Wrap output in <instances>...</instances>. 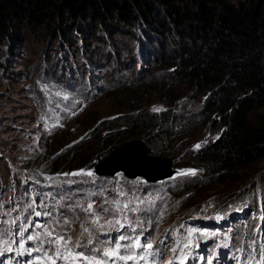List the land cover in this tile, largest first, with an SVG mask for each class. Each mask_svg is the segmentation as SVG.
Instances as JSON below:
<instances>
[{"label":"rangeland","instance_id":"1","mask_svg":"<svg viewBox=\"0 0 264 264\" xmlns=\"http://www.w3.org/2000/svg\"><path fill=\"white\" fill-rule=\"evenodd\" d=\"M88 22L81 20L74 30L69 21L67 41V25L60 27L57 19L39 27L29 23L13 39V53L8 44L0 47V224L21 218L29 227L31 222V229L44 230L43 248L51 250L55 243L50 241L62 236L61 246L69 241L71 254L84 250L90 255V245L109 247L119 235L129 237L121 244L133 249L140 242L137 254L121 249L134 260L107 264H264V156L216 175L192 166L196 150L214 140L221 127L205 123L201 110L206 93L179 82L158 64L161 51H170L178 37L172 32L150 35L139 20L123 25L115 19L107 31H95V23ZM123 88L137 95L142 110L156 116V127L161 124L171 133V147L163 157L172 160L173 168L195 175L152 183L121 173H95L96 158H106L119 145L92 158L90 166L69 168L65 153L72 147L85 142L87 149H104L93 137L107 132L102 124L140 110L126 109L120 96H114ZM261 112L264 106L250 117ZM167 114L171 118L166 122ZM84 147L81 155L87 157ZM127 168L135 174L131 165ZM82 170L93 175H64ZM193 184L195 189H189ZM108 220H120L125 227L110 229ZM71 225V232L62 228ZM190 229L196 230L191 236ZM15 234L10 231V237ZM77 242L83 247H76ZM147 243L153 247H143Z\"/></svg>","mask_w":264,"mask_h":264},{"label":"trees","instance_id":"2","mask_svg":"<svg viewBox=\"0 0 264 264\" xmlns=\"http://www.w3.org/2000/svg\"><path fill=\"white\" fill-rule=\"evenodd\" d=\"M88 18V23H95V31L109 30L115 19L123 25L139 20L150 35L165 37L172 32L178 37L170 51H161L158 64L179 82L205 92L201 110L205 123L221 127L214 140L196 150L193 167L221 174L264 156V112L250 117L264 106V0H0V47L8 44L13 53V39L16 42L21 29L29 23L36 27L47 21L52 24L54 19L60 27L67 25L63 35L67 41L71 29ZM69 21L74 25L71 29ZM116 93L126 109L140 110L102 124L107 132L93 137L104 149H87L85 142L72 147L65 153L69 168L90 166L92 158L104 157L129 139H141L151 154L166 156L172 140L166 126L156 127L158 119L142 110L136 94L124 88ZM163 117L166 122L171 118L170 114ZM82 147L87 157L81 155ZM189 189L194 190L195 184ZM62 228L73 231L72 225Z\"/></svg>","mask_w":264,"mask_h":264},{"label":"snow or ice","instance_id":"3","mask_svg":"<svg viewBox=\"0 0 264 264\" xmlns=\"http://www.w3.org/2000/svg\"><path fill=\"white\" fill-rule=\"evenodd\" d=\"M161 109L159 108H154L153 111H160ZM197 148L200 147V145H196ZM181 175H186V174H191V175H195V172L193 170H188L187 172H183V173H179ZM64 175H88V176H92L93 173L91 171H88V172H83V170L80 172V173H67V174H64ZM141 203H143V201H141ZM125 208H127V205H124ZM92 208V205L89 204L88 208L85 209V211H90ZM102 212L104 211H108L107 209L105 208H102L101 209ZM132 212H136L137 211V208H132L131 209ZM99 220H100V217L99 216H96L95 217V220H94V223L98 224L99 223ZM106 225L110 228V229H116V226L119 225V228L116 229L117 231H119L120 229H123L125 227L124 224L121 223L120 220H115V222L113 223V220H108L106 221ZM100 228H104L105 225H99ZM85 232L88 231L87 228L84 229ZM196 231L195 229H190L189 230V236H191L192 232ZM49 235H51L49 233ZM106 235V233H105ZM28 240H33L34 237L33 236H28L27 237ZM65 238L64 237H59L58 241L57 240H53V241H50V243H57L59 241H63ZM129 237H126L125 235H119L114 241L110 242L111 246L109 247H104L103 249H98V248H92L90 249V255H86L83 251L81 252H78V253H75V254H71L72 255V258H73V264H75V261L77 259H82L84 261H86V264H107V261L108 260H120V261H127V260H134L135 259V256L133 255H124L122 254L121 252V249H129L131 248L133 245H124V244H121L122 241H126L128 240ZM88 243L89 244H92V240L91 238H89L88 240ZM191 243V241H189V244ZM135 246L136 247H141L140 245V242L137 240L134 242ZM189 245L186 244L185 247H188ZM76 247H83V245H80L79 242H77L76 244ZM143 247L145 248H152L153 245L151 243H147L145 245H143ZM173 253L176 252V249L173 248L172 249ZM97 253H101L103 257H105L106 259H100L98 258L97 256ZM2 254V253H0ZM49 259H51V257H49ZM141 260L144 259L143 256L140 257ZM186 259V258H185ZM54 264V262H53ZM168 264H172V261H169ZM180 264H184V260H181ZM209 264H211V262H209Z\"/></svg>","mask_w":264,"mask_h":264},{"label":"water","instance_id":"4","mask_svg":"<svg viewBox=\"0 0 264 264\" xmlns=\"http://www.w3.org/2000/svg\"><path fill=\"white\" fill-rule=\"evenodd\" d=\"M125 148L132 149V151L135 152L134 155L137 156V157L134 159V156L132 155L133 153H128V156H127L125 161L123 159V160L119 161L121 163H119L117 161L113 162V163H115L112 166V168H114V170H111L109 173H101V171L98 172L97 165H98L99 162L103 163V162L109 160L113 152H118L120 150H125ZM150 152H151V149L148 147V145L143 140H141V139H130V140L120 144L116 148L112 149V151L108 153L106 158H103V159H101L100 157L96 158L97 163L94 166L95 173H97L99 175H111L112 176V175L120 172L122 175L127 176V177H131V178L141 177L146 182L154 183V182L165 180L167 178H171L174 175H179V173H183V172H187L188 171L187 168H182V169L173 168L172 167V160L170 158H166V157H163V156H156V155L151 154ZM136 160H137V163H140V161H143V160L145 161L146 160L147 162H149L148 165H151V164L161 165L162 164L161 165L162 171L158 172V173H155L153 175H150V178L147 179L146 177H144L142 175H138L137 172H135V174L131 173L130 176H129V174L126 175L124 173V171L119 168V165L124 166L125 162L126 163L129 162V161L130 162H132V161L135 162ZM116 163L117 164L119 163V164L117 165Z\"/></svg>","mask_w":264,"mask_h":264},{"label":"bare ground","instance_id":"5","mask_svg":"<svg viewBox=\"0 0 264 264\" xmlns=\"http://www.w3.org/2000/svg\"><path fill=\"white\" fill-rule=\"evenodd\" d=\"M128 153H133L132 155L134 156V159L137 157V156L134 155L135 152L132 151V149H130V148H125V150H120L118 152H113L109 160H107V161H105L103 163L102 162L98 163V165H97L98 172H100L101 169H102V171H105V170H107V168H111L115 164V163H113L115 161L119 162L120 160H123V159L125 161L127 156H128ZM132 162H134V161H132ZM119 163H121V162H119ZM148 164H149V162H147L146 160L145 161L144 160L140 161V163H137V164L131 163L129 161L127 163L125 162L124 166L119 165V168L121 170H123L126 175L129 174V176H130L131 175V173L129 171L130 169L127 168V165H131L132 168L137 172L138 175H142V176L146 177L147 179L150 178V175H153L155 173H158V172L162 171V167H161L162 164L161 165H158V164L157 165H155V164L148 165ZM117 174L121 175L120 172H118Z\"/></svg>","mask_w":264,"mask_h":264}]
</instances>
